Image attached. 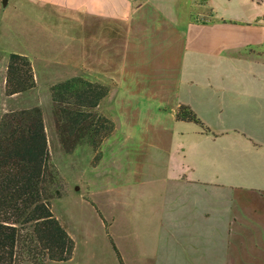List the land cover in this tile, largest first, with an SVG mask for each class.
<instances>
[{"label":"rangeland","instance_id":"1","mask_svg":"<svg viewBox=\"0 0 264 264\" xmlns=\"http://www.w3.org/2000/svg\"><path fill=\"white\" fill-rule=\"evenodd\" d=\"M163 2L143 4L146 23L128 36L131 45L145 37L142 46L130 50L129 56L115 52L119 59L114 70L123 67V75L120 73L112 86H108L110 93L97 108L114 121L113 133L98 149L83 144L68 153L56 130L52 85L47 87L42 83L41 87L23 94L9 95L7 66L9 55L20 53L34 61L39 71H53V77L63 76L60 79L67 80L77 75L71 61L81 50L84 37L76 33L83 26L73 16H61L54 10L28 4L27 0H7V3L0 0V124L7 112L42 108L50 145V168L57 175L60 190V197L52 200V209L76 243L70 260L47 264H159V260L172 257L188 259L198 250L192 245L200 248L201 256L207 242L204 230L196 231L198 226L178 223L175 205L180 211H187L182 200L189 199L198 209L209 196L205 205L217 207L218 199L212 197L216 194H226L228 198L234 194L232 227L239 234L224 244L230 246L227 264H236L232 262L234 259L241 264H252L254 260L264 263V241H255L250 234L252 212L264 209V198L231 187L180 184L175 179L179 170H186L187 174L193 171V177L197 174L206 179L220 169L230 173L229 160L238 162L251 156L240 150L239 144L245 140L228 136L215 140L204 134L200 125L176 122L172 114L179 103H191L213 131L222 133L240 127L264 141V67L247 61L237 71L221 65L214 68L210 65L209 69L200 66L196 72L191 71L190 62L196 64V59L186 56L183 62L181 48L169 34L174 33L172 26L165 21L158 23L154 18L163 20L165 13L172 11L185 23L190 14L195 16L201 9L195 4H183V0L177 4ZM254 57L249 55L247 59L264 62V56ZM182 62L189 69L187 74L196 73L200 81L210 71L211 79L216 81L218 76L216 82L221 83L219 76L227 73L225 82L238 83L240 94H235L224 108L216 90L182 86L177 94V89L167 85L174 82L175 69ZM153 78L164 80L161 89L150 83ZM195 195L199 198L192 197ZM240 210L244 211L241 216ZM216 230L217 226L211 232ZM254 243L263 248L255 249ZM211 244L219 249L217 242ZM218 249L215 257L221 252Z\"/></svg>","mask_w":264,"mask_h":264},{"label":"crops","instance_id":"2","mask_svg":"<svg viewBox=\"0 0 264 264\" xmlns=\"http://www.w3.org/2000/svg\"><path fill=\"white\" fill-rule=\"evenodd\" d=\"M27 1L28 4L40 5L60 13L61 16L62 14L67 17L73 16L75 17V21H80L83 30L77 31L76 35L83 36L84 38L81 50L76 54V59L71 61L74 70L77 72V75L71 76V78L83 76L90 81L100 82L107 86H112L115 80L120 77V73L124 71L123 67L118 71L114 70L116 66L115 61L119 59L115 52L120 51L123 56H129L130 50H134L139 45L140 48L143 44V40L145 41V37L141 40L133 41V45L128 41L129 34L134 30H139V26L146 23L147 13L145 11V5L143 4H165L164 2L161 3V0ZM167 1L169 4H177L178 0ZM183 4H195L201 10L195 16L190 14V17L185 19V23L178 18L177 12L174 13L172 11L170 13L166 12V18L163 20L160 18H154V20L158 23H161L160 21H165L172 26V31H174V33L170 32L169 34L174 38V44L177 45L178 43L181 48L183 62L186 56H191L196 59L197 65L190 62L192 67L189 69L191 71L196 72L197 68L200 66L209 69L210 65H212V68L220 65L223 67L227 66L237 71V69L243 65V62L247 61L260 64L261 68L264 67V62L261 63L258 59H247L249 55L250 57H254V55L260 57L264 56V0H183ZM132 26L134 27L131 28ZM115 41H117V43H115ZM183 62L180 68L178 66L177 69H175L174 82L171 80L172 82L167 85L177 89V94L180 93V90L183 88L182 86L216 90L217 92L215 93L219 97L220 104L223 105V108L226 104L228 105L233 101V96H236L235 94H240L237 88L238 83L232 84L225 82V79H228L227 73L223 72L221 76H219L222 81L221 83L216 82L219 79L218 76L216 81L211 79L210 71L205 75L206 79L200 81L196 73L187 74L186 71L189 69H187ZM32 64L37 82L35 88L41 87L42 83L50 87L53 84L65 81L62 80L63 76H51L53 72L51 70L45 69L39 71L34 61H32ZM57 67H54L55 71H57ZM46 68H49V66H46ZM255 74L254 77H257V73ZM151 82L154 83L155 88L159 87V89H161L164 80H161V78L157 80L153 78V81H150V83ZM239 83L241 84V82ZM257 84L262 85L263 83H254V85ZM248 89L251 90V88ZM253 93L254 92H252V94ZM181 104L190 105L194 109L191 103H185L184 101L179 103L177 108ZM177 108L172 109L175 121L185 122L176 119ZM223 108L220 109V113L224 111ZM213 132H215L217 136L211 134L206 135L212 136L215 140L225 136L242 137L245 142L244 144H239L240 150L248 152L251 156L243 157L238 162L229 160L230 165L227 164V167L231 168L230 173L225 174V172L220 169L215 171L214 176L209 179L197 176V174L196 177H193L191 175L193 171L187 174V172H185L186 170L182 172L177 167L179 171L175 173L176 181L180 184L189 185L231 187V189H238L252 196L257 194L263 199L264 141L240 127H235L231 129V131H224L222 133ZM233 196L234 194L229 198L226 194H216V196H212L218 199L219 203H217V207L206 206L205 203L209 199V196H206L205 201L202 200V206L198 209H195L193 204L190 203L192 200L184 199L182 200V204L187 208V211L183 212L178 209V205L176 204L175 212L177 216H179L177 218L178 223H183L186 227L187 225L198 226L199 228H197L198 230L196 231L200 230L202 232L204 230L203 233L205 234L207 242H205V246L202 248L203 252L201 256L198 251L200 248L192 245L195 250L198 249V252L195 251L188 259L183 257H172L166 260H159L158 263L227 264V255H229L228 249H230V246L225 247L224 244L227 243L228 238L239 234L237 231H234L232 227L233 222H235V219H233L234 209L232 207ZM192 197L199 198L198 195ZM175 212L172 211V213ZM238 213L241 216L244 211L240 210ZM252 213L253 217L250 219L252 231L250 234L253 236V240L264 241V238H262L264 235L261 236L262 233L264 234V209L258 208ZM174 221H176V219ZM218 221L222 222H219L221 224L219 226ZM237 223L239 226V220H237ZM216 226L217 230L211 232ZM221 226H223L222 230L220 229ZM176 229L178 230L179 228L177 227ZM214 242H217V247H219V249L215 247V244H211ZM254 248L260 249L263 248V246L259 243H254ZM217 249L221 252L215 257ZM222 252L223 255L220 256ZM230 258L231 260L233 259L231 256L229 259ZM232 262L241 264V262H237L235 259L232 260ZM252 264L264 263L261 262V260H254Z\"/></svg>","mask_w":264,"mask_h":264},{"label":"trees","instance_id":"3","mask_svg":"<svg viewBox=\"0 0 264 264\" xmlns=\"http://www.w3.org/2000/svg\"><path fill=\"white\" fill-rule=\"evenodd\" d=\"M36 86L31 59L11 53L7 93H25ZM50 94L56 130L66 152L83 144L98 149L113 133L114 121L97 110L109 94L107 85L75 76L53 84ZM176 119L194 122L205 134L217 136L190 105L181 104ZM50 159L42 108L7 112L0 124V264H47L68 261L74 255L75 240L52 209L60 190Z\"/></svg>","mask_w":264,"mask_h":264},{"label":"water","instance_id":"4","mask_svg":"<svg viewBox=\"0 0 264 264\" xmlns=\"http://www.w3.org/2000/svg\"><path fill=\"white\" fill-rule=\"evenodd\" d=\"M5 2L7 3V0H5Z\"/></svg>","mask_w":264,"mask_h":264}]
</instances>
